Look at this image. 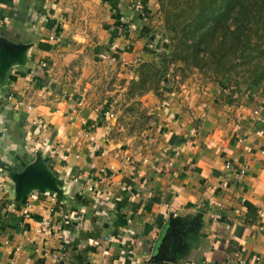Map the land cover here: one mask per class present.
<instances>
[{
	"label": "crops",
	"instance_id": "obj_1",
	"mask_svg": "<svg viewBox=\"0 0 264 264\" xmlns=\"http://www.w3.org/2000/svg\"><path fill=\"white\" fill-rule=\"evenodd\" d=\"M101 4L0 0V17L6 21L0 26V173L7 179L0 180V216L11 241L0 243V264H51L50 253L66 245L74 249L54 264H104L111 259L126 264H243L239 259L264 264V216L258 214L264 210V126L243 112L248 105L264 113V84L239 96L224 83L191 75L174 83L176 76L168 72L159 82L161 96L135 91L126 99L130 79H137L126 62L114 71L118 77L101 89L99 102L121 100L126 107L135 106L134 114L123 111L119 116L127 124L142 120L140 110L150 117L144 128L149 142L135 148L129 143L137 133L114 128V114L99 116L92 108L98 103L96 83L102 79L94 77L102 72L92 52L98 43L115 42L127 61L151 56L161 68L165 56L149 53L144 40L132 34L117 38L100 29L114 20ZM125 8L126 3L117 7L120 14ZM47 63L75 74L67 87L60 90L54 82L46 87L49 76L42 71ZM114 72L105 63V81ZM50 88L60 96L53 97ZM85 90L87 104L78 98ZM80 119L86 120L89 133L83 157L69 164L55 156L45 161L51 148L39 150L35 123L44 122L40 132L46 136L53 132L65 137L77 133ZM193 130L191 140L183 143ZM239 135L244 141L237 140ZM14 153L16 158L9 160ZM170 159L172 191L163 192ZM228 161L244 166L246 173L234 188L237 169ZM103 165L116 170L111 179L95 173ZM71 173L80 181H73ZM29 199L32 207L22 206ZM49 199L56 206L53 221L63 229L37 234ZM161 199L180 207L178 214L168 212ZM12 245L19 250L12 251Z\"/></svg>",
	"mask_w": 264,
	"mask_h": 264
},
{
	"label": "rangeland",
	"instance_id": "obj_2",
	"mask_svg": "<svg viewBox=\"0 0 264 264\" xmlns=\"http://www.w3.org/2000/svg\"><path fill=\"white\" fill-rule=\"evenodd\" d=\"M93 2L96 3L97 7L101 6V2H103L104 6L112 12L114 18L113 22L108 26H98L100 29H108L112 31L114 36L117 38L127 37L128 34H132L134 35V37H138L144 40L146 46L143 47L148 52L150 51L154 53L155 51H160L165 56L164 63H162L163 67L161 68L158 67L155 59L151 56L127 61L126 58L119 52L118 46L115 42L110 44L105 42L98 43L95 46L94 51L92 52V55L94 57V63L98 67V69H101L102 72L100 74V71L98 70L97 73L94 75V77L97 78L102 76V79L96 83L98 103L92 104V108L96 109V113L99 116L104 113H109L110 115L114 114L111 124L114 128L116 126H122L123 128H127L128 131L125 129L124 130L128 133H137V139L134 142L129 143L131 146L135 148H141L146 142H149L150 135L145 131L144 128L146 127V123L150 120V117L148 115L145 116L144 114H142V111L140 110L139 112L142 115V120L139 121V123L137 124H131V121L129 122V124H127L126 122H123V120H121L119 116H121L123 111H126L127 114H134L136 111L135 106L126 107L125 103H121V100L117 101L116 103L99 102L100 99L103 98V96L101 95V89L106 87L113 79H116L118 77L115 73V70L120 68L121 65L126 62H128L131 71L133 72V75L137 76V79H135V77H132L128 83V88L126 90V93L124 94V98L126 99L132 94H134L135 91H138V93H143L149 90L157 91L160 79H162V77H164L165 74H167L168 72L171 76H176V78L174 79V83H177V81L183 80L186 76L191 75L193 79L201 81L208 80L210 82L224 83L225 85L229 86V90L232 94L238 93L239 96L241 95L243 90H247V88L252 86L249 84L236 83V79L239 76L238 71H228L225 73V76H217L216 74L212 73L210 69H202L195 65H187L181 59H177L176 55L173 54L174 32L170 30V28H172V25H170V23L167 24L166 22V11L171 10V8L178 7V5L183 3L195 4L197 2H200V0H93ZM124 3H126V8L123 9V12H121L120 14V10H118L117 7L120 4ZM97 12V15L100 17L101 14H99V11ZM102 17H104V15H102ZM1 19L4 20L2 17ZM2 25H4V23H2ZM105 63L107 70H109V68L111 67L113 72L115 71L111 76H109V74L107 75L106 81L104 79ZM154 67H158L159 71H155ZM47 70H49L50 73H46ZM42 73L49 76L46 78V82L44 83L47 88H49L50 84L54 82L58 85L60 90H62L63 87H67L70 83V80L75 75L74 73L66 74L63 68H57V65L53 63H47V65L43 67ZM139 82H141V84H139ZM142 82H144V85H142ZM232 84L235 85V87L238 89H233ZM262 84H264V79L259 83V86H261ZM49 93L52 94L53 97L60 96V94L53 88H50ZM157 94L161 96V92L157 91ZM78 98L81 99L83 103L87 104L89 99L88 91L85 90L84 92H82V94L78 96ZM245 107L259 106L246 105L244 106V108ZM29 108L31 107L29 106ZM251 115L255 116L256 123L258 125L264 126L262 124H259L260 116H256L254 114ZM262 115H264V113L261 112V116ZM80 123L81 126L79 127L75 135L65 137L53 132H50L49 135L46 136L45 133L40 132L42 129H45L44 122L38 120L35 123L34 127L37 130L35 133L41 135L40 137L35 136L36 140L40 142L39 150L45 153L44 151L46 147L51 148L50 150H48L47 148L48 153H45V161L47 160V162L50 163L49 156H55L56 159H60L64 164H69L70 161L81 159L83 157L82 146L87 143L89 133L84 125L86 124V120L80 119ZM142 132L143 134H141ZM194 133L195 130L190 133L189 137H187L186 141H183V143H188L187 141L191 140V137L194 136ZM240 136L242 135H239L237 137V140ZM30 138L31 141H33L32 136H30ZM47 138H49V140H46ZM176 150H174L173 153ZM65 153H67V156H65ZM17 155V153H14L9 158V160H14L16 158L15 156ZM1 156L3 157L2 154ZM170 161L172 160H168V162ZM171 166L168 165V179L166 183H168L170 180L172 182ZM95 173H103V178L106 175L107 178L111 179L112 175L116 173V170L108 171L107 166L103 165L100 166V168H97L95 170ZM71 175L72 173L70 174V176ZM75 175L80 178L78 174ZM5 176L6 173L4 171L3 173H0V180L7 181ZM26 201L27 200L22 201V206L31 208L32 200L29 199L30 206H27L25 204ZM0 220V243L4 246L11 245V241L7 236L4 235L2 231V229L4 228L2 224H4L5 220L2 218V216H0ZM11 250L18 251L19 246L12 245Z\"/></svg>",
	"mask_w": 264,
	"mask_h": 264
},
{
	"label": "trees",
	"instance_id": "obj_3",
	"mask_svg": "<svg viewBox=\"0 0 264 264\" xmlns=\"http://www.w3.org/2000/svg\"><path fill=\"white\" fill-rule=\"evenodd\" d=\"M166 22L174 32L173 54L187 65L217 76L238 71L237 84L264 79V0L183 3L166 11Z\"/></svg>",
	"mask_w": 264,
	"mask_h": 264
},
{
	"label": "built area",
	"instance_id": "obj_4",
	"mask_svg": "<svg viewBox=\"0 0 264 264\" xmlns=\"http://www.w3.org/2000/svg\"><path fill=\"white\" fill-rule=\"evenodd\" d=\"M2 23H6V21L2 20L1 17H0V26L2 25ZM244 112L245 113L254 114L256 116H260L259 124L264 125V115L261 116V112H260V108L259 107H245L244 108ZM238 140L239 141H243L244 138L242 136H240L238 138ZM174 153L178 154L179 152H178V150H176ZM65 156H67V153H65ZM227 164H228L229 167L237 169L236 174H235V176L233 178L235 181L232 184V188H234L237 183L241 184L244 181V176H245V170L243 169L244 166L240 167L238 165H235L231 161H228ZM168 165H170V166L173 165V162L172 161L168 162ZM70 177H72L73 181H79V177L77 175H75V174H72ZM224 183L230 184L231 182L226 181ZM161 190L163 192L172 191V182H171V180L168 183H166L161 188ZM36 193L39 194V192H36ZM46 199H47V196L45 197V200ZM100 200H103V198H100ZM47 203H48V205L45 207V210H46L47 213L40 218L39 226L37 228V234H43V233H46V232H48V231H50L52 229H58V230L63 229L61 223L53 221V218H52L51 214L56 211V206H55V203H54L53 199L52 200L51 199L47 200ZM25 204L27 206H30L29 200H27L25 202ZM161 204H162V206L166 207L167 211L172 213L174 216H176L178 214L177 210H175V209H179L180 207H178V206H170L169 202L164 200V199H161ZM262 206H264V201L262 203ZM258 214H259L260 217L264 216L263 208L258 212ZM73 249H74V247L72 245L61 246L57 251L51 252L50 255H49L48 249H46L44 247L43 248V252L46 255H49V259H50L51 264H54V263L59 262L61 260V258H63L65 255H67ZM256 259L259 260L260 259L259 256H257ZM122 260L123 259H111V260L105 262L104 264H126ZM239 262H241L243 264H246V262L243 259H239ZM200 264H209V262H208V260H202L200 262Z\"/></svg>",
	"mask_w": 264,
	"mask_h": 264
}]
</instances>
